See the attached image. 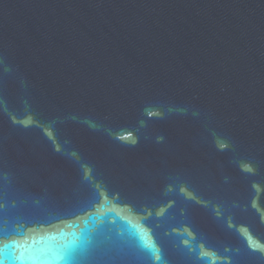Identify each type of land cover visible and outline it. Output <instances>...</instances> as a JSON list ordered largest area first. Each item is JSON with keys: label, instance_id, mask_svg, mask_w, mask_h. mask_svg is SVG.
Here are the masks:
<instances>
[{"label": "water", "instance_id": "obj_1", "mask_svg": "<svg viewBox=\"0 0 264 264\" xmlns=\"http://www.w3.org/2000/svg\"><path fill=\"white\" fill-rule=\"evenodd\" d=\"M0 264H264L239 0H0Z\"/></svg>", "mask_w": 264, "mask_h": 264}]
</instances>
